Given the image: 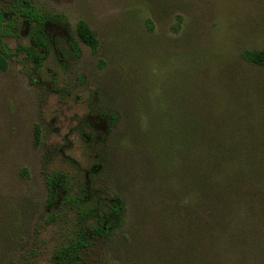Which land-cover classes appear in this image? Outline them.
I'll list each match as a JSON object with an SVG mask.
<instances>
[{
  "label": "rangeland",
  "instance_id": "374dc122",
  "mask_svg": "<svg viewBox=\"0 0 264 264\" xmlns=\"http://www.w3.org/2000/svg\"><path fill=\"white\" fill-rule=\"evenodd\" d=\"M22 1L62 21L30 55L14 17L0 36V264H58L76 243L83 264H186L214 208L209 154L264 149V68L241 58L264 50V0ZM79 22L99 45L73 58ZM47 175L70 202L48 201ZM115 199L122 220L92 234ZM247 205L237 219L264 239Z\"/></svg>",
  "mask_w": 264,
  "mask_h": 264
},
{
  "label": "trees",
  "instance_id": "16d2710c",
  "mask_svg": "<svg viewBox=\"0 0 264 264\" xmlns=\"http://www.w3.org/2000/svg\"><path fill=\"white\" fill-rule=\"evenodd\" d=\"M12 1L13 3L9 0H0V3L7 4L5 11L0 10V36H7L8 31L4 28V24L7 18L14 17L23 26L32 30V43L28 47V54L35 53L36 48H45L51 40V35L46 29L47 25L61 24V17L44 16L35 6L27 2ZM75 35L76 37L64 38L71 57L79 58V42L92 52L96 51L99 45L98 40L86 23L79 22L76 25ZM241 58L249 64L264 68V50L245 51L241 54ZM4 67L5 61L0 58V68L4 69ZM39 136V129L35 127L36 141H39ZM234 149L236 152L228 157L223 153L211 152L209 154L207 162L213 165V169H210L211 173L213 170L214 173H219L209 186L211 197L214 200V208L204 218V231L191 241L192 248L189 250L190 255L185 261L186 264H264V239L258 237L254 240L250 229L244 226L242 220L237 219V215L241 213L239 212L240 207L244 206L246 214L247 211L249 212L247 203H253L252 206H257L259 208L257 210L263 215L260 224H264V193L260 189L261 180H264V149L251 147ZM238 157L248 161L245 164V169L243 168L245 165L240 168L244 173L242 176L240 175L241 171L237 170L239 168L236 169L239 176H236L237 172L232 173L226 169L229 163L235 165L233 162H237ZM238 177H242V179L238 181ZM255 179L258 180V183L254 185L252 182H255ZM60 180L57 176L47 175L45 177L49 202L58 199L66 203L71 201L69 193ZM245 185L249 187L241 191ZM243 198H246L244 203ZM123 210L120 200L111 201L104 211L96 213L97 229L92 234L107 235L108 231L114 229L117 223L122 220ZM199 220L200 218L197 219V221ZM249 245L252 246L253 250ZM84 247L83 243L70 245L63 254L57 257L58 264H83L77 254Z\"/></svg>",
  "mask_w": 264,
  "mask_h": 264
}]
</instances>
